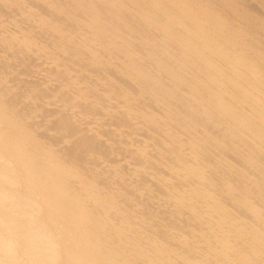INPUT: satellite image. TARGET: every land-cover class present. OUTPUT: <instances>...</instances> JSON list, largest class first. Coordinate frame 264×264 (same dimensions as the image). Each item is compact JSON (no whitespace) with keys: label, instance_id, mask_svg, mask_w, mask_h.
Returning <instances> with one entry per match:
<instances>
[{"label":"bare ground","instance_id":"bare-ground-1","mask_svg":"<svg viewBox=\"0 0 264 264\" xmlns=\"http://www.w3.org/2000/svg\"><path fill=\"white\" fill-rule=\"evenodd\" d=\"M0 264H264V0H0Z\"/></svg>","mask_w":264,"mask_h":264}]
</instances>
